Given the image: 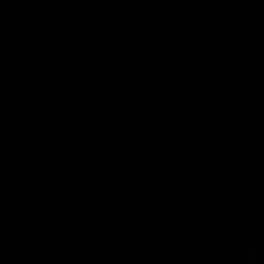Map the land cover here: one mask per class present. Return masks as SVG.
Wrapping results in <instances>:
<instances>
[{
    "label": "water",
    "instance_id": "95a60500",
    "mask_svg": "<svg viewBox=\"0 0 264 264\" xmlns=\"http://www.w3.org/2000/svg\"><path fill=\"white\" fill-rule=\"evenodd\" d=\"M0 264H264V0H0Z\"/></svg>",
    "mask_w": 264,
    "mask_h": 264
}]
</instances>
